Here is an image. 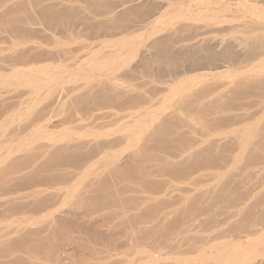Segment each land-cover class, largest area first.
<instances>
[{
	"label": "bare ground",
	"instance_id": "1",
	"mask_svg": "<svg viewBox=\"0 0 264 264\" xmlns=\"http://www.w3.org/2000/svg\"><path fill=\"white\" fill-rule=\"evenodd\" d=\"M0 264H264V0H0Z\"/></svg>",
	"mask_w": 264,
	"mask_h": 264
},
{
	"label": "rangeland",
	"instance_id": "2",
	"mask_svg": "<svg viewBox=\"0 0 264 264\" xmlns=\"http://www.w3.org/2000/svg\"><path fill=\"white\" fill-rule=\"evenodd\" d=\"M252 111H255V112H253L252 113ZM248 114L246 115V116H248V117H252V119H248L247 120V122H249V121H255V117H256V119H257V117L260 115V111L258 110V108H257V112H256V110L254 109V108H252V109H250V113H249V111L247 112ZM256 113V114H255ZM259 114V115H258ZM250 115V116H249ZM247 117V118H248ZM246 121V120H245ZM106 211V210H105ZM105 211H103L102 210V212H99V214H96L97 215V217H96V215H95V217L91 220V221H94L96 224L98 223V225H96V226H94V227H96V229H97V231H98V233L100 234V235H104V236H111L112 234H114V233H117V232H124V231H128L129 233H130V231H131V228L132 227H137V222L135 221V215H137L138 213H139V211H131V212H129L130 213V215L128 214L127 215V217H125L124 219H121L120 221H121V224H120V221L117 219V221L116 220H114L115 221V223H116V225L118 226H116L115 225V223H114V225L113 224H110V225H112L113 227L112 228H115V229H113V230H111V231H108V228H107V226L104 224L105 222H103V217L105 218L106 216H108V213H110L111 211L110 210H108L107 212H105ZM193 211V210H192ZM191 211V212H192ZM197 211V210H196ZM133 212V213H132ZM136 212V213H135ZM107 213V214H106ZM135 213V214H134ZM101 214H103V215H101ZM114 214V213H113ZM115 215V214H114ZM101 216V217H100ZM129 217V218H128ZM126 218H127V220H126ZM133 218V219H132ZM89 219H90V217H86V218H84L83 220H82V223H86V224H88L90 221H89ZM99 221V222H97V220ZM102 219V220H101ZM125 220V221H124ZM101 221V222H100ZM122 221H124V222H122ZM179 221H181V220H179ZM125 223V224H124ZM176 223V225H174ZM179 223L180 222H175L174 221V224H173V221L172 222H169V224H167L166 223V225L165 226H163V229L164 230H166V229H168V230H171L172 228H173V230H174V228H176V226H178V227H180L179 226ZM120 224V225H119ZM125 225V226H123V225ZM127 224V225H126ZM153 223H151V224H145V225H141V226H143V227H145V228H147L148 230H150L149 228H152L153 226H154V224L152 225ZM147 225V226H146ZM174 225V226H173ZM180 225H181V223H180ZM205 224L203 223V224H201V223H196V225H194V226H190L191 227V229L193 230V232H198V234H197V237L196 238H206V232H207V230H206V226H204ZM116 226V227H115ZM173 226V227H172ZM109 227V226H108ZM129 227V228H128ZM149 227V228H148ZM178 227H177V229H178ZM169 228H171V229H169ZM125 229V230H124ZM162 229V230H163ZM120 230V231H119ZM163 230V231H164ZM116 231V232H115ZM174 231H176V230H174ZM131 233H132V231H131ZM135 234V236L137 235V233H134ZM76 236H84V234H75ZM156 235V234H155ZM176 235V234H175ZM175 235L174 234H172V235H166V236H162L163 238H171L172 236H174L175 237ZM198 235H200V236H198ZM157 236V235H156ZM169 236V237H168ZM117 237H120V236H117ZM148 237H151V236H148ZM173 237V238H174ZM176 237L177 238H185V237H183V236H179V235H176ZM175 237V238H176ZM157 237H151L150 239L152 240V239H156ZM158 238H160V236L158 237ZM79 239V240H78ZM100 239V238H99ZM102 239H105V240H107L108 242H112L116 247H117V250L116 249H114V253L115 254H117V252H118V254L120 253V254H126V253H128V254H130L131 253V242H129V238H102ZM101 239V240H102ZM148 241H147V240ZM144 240V241H143ZM88 241H90V239H87V238H77V242H81V243H84V245L86 246H88L89 245V242ZM56 242V241H55ZM146 242V243H145ZM57 243V242H56ZM60 243V241H58V243L57 244H59ZM144 243V244H143ZM149 243V238H138V243H137V245L141 248H143V249H149V247L147 248V244ZM73 244V245H72ZM75 245H77V243L75 242H70V244H69V246H67L66 247V249H71V248H73V247H76ZM144 246H146V248L144 247ZM138 247V248H139ZM142 248L140 249V250H142ZM150 249H153V248H150ZM149 249V250H150ZM155 249H157L156 247H155ZM133 250H136V248L135 249H133ZM149 250H147V251H149ZM77 251H82L81 250V248H78L77 249ZM84 251H86V250H84ZM151 252H152V250H150ZM119 254V255H120Z\"/></svg>",
	"mask_w": 264,
	"mask_h": 264
}]
</instances>
